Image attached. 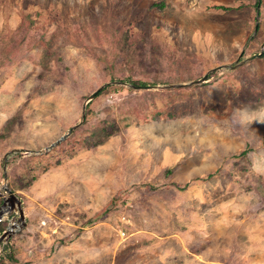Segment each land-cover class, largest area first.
<instances>
[{
    "label": "rangeland",
    "instance_id": "obj_1",
    "mask_svg": "<svg viewBox=\"0 0 264 264\" xmlns=\"http://www.w3.org/2000/svg\"><path fill=\"white\" fill-rule=\"evenodd\" d=\"M263 45L264 0H0V264H264Z\"/></svg>",
    "mask_w": 264,
    "mask_h": 264
},
{
    "label": "water",
    "instance_id": "obj_2",
    "mask_svg": "<svg viewBox=\"0 0 264 264\" xmlns=\"http://www.w3.org/2000/svg\"><path fill=\"white\" fill-rule=\"evenodd\" d=\"M264 46V45H263ZM257 55H261L260 54H257ZM257 55H254L252 57H255ZM236 66H233L232 68H235ZM206 79V76H204L203 78H201L200 80H198L197 82H202V81H205ZM180 85H186V84H180ZM136 86V85H135ZM136 87H151V86H136ZM100 88L98 90H96L88 99V102L94 98L97 93L99 92ZM84 117H85V112L83 113V116L81 118V121L73 126L72 128L69 129V131L64 134L59 140H57L56 142L52 143L50 146H48L47 148H45L44 150H41L39 152H42V151H48L50 150L51 148H53L55 145L59 144L62 140H64L66 137H68L72 132L73 130L78 127L84 120ZM7 179H8V175H7V172H6V168H5V174H4V181L5 183L3 185L0 186V189L4 190L7 195L3 194L2 192H0V197H3V202L2 204L0 205V222L2 220H4L5 216L7 214H11V213H19V220L21 222V225L23 226L25 224V212H24V208L22 206V200L21 198L6 184L7 183ZM16 223L13 222L12 224H9V226L5 229L4 232H2L0 234V243L1 242H6L9 240V238L12 236V234L15 233L16 229L14 228V225ZM20 225V226H21Z\"/></svg>",
    "mask_w": 264,
    "mask_h": 264
},
{
    "label": "clouds",
    "instance_id": "obj_3",
    "mask_svg": "<svg viewBox=\"0 0 264 264\" xmlns=\"http://www.w3.org/2000/svg\"><path fill=\"white\" fill-rule=\"evenodd\" d=\"M229 124L238 129H249L253 123H264V104L255 109L248 107H231L227 113ZM253 170L257 174H264V166L253 162Z\"/></svg>",
    "mask_w": 264,
    "mask_h": 264
},
{
    "label": "bare ground",
    "instance_id": "obj_4",
    "mask_svg": "<svg viewBox=\"0 0 264 264\" xmlns=\"http://www.w3.org/2000/svg\"><path fill=\"white\" fill-rule=\"evenodd\" d=\"M20 227V224H18V223H16L15 225H14V228L17 230L18 228Z\"/></svg>",
    "mask_w": 264,
    "mask_h": 264
},
{
    "label": "trees",
    "instance_id": "obj_5",
    "mask_svg": "<svg viewBox=\"0 0 264 264\" xmlns=\"http://www.w3.org/2000/svg\"><path fill=\"white\" fill-rule=\"evenodd\" d=\"M256 4H257V6L260 4V2L259 1H257L256 2ZM101 93V92H100ZM186 187V185L184 186V188ZM182 188V187H181Z\"/></svg>",
    "mask_w": 264,
    "mask_h": 264
},
{
    "label": "flooded vegetation",
    "instance_id": "obj_6",
    "mask_svg": "<svg viewBox=\"0 0 264 264\" xmlns=\"http://www.w3.org/2000/svg\"><path fill=\"white\" fill-rule=\"evenodd\" d=\"M8 180V179H7ZM1 198V202H3V197H0ZM5 231V230H4Z\"/></svg>",
    "mask_w": 264,
    "mask_h": 264
}]
</instances>
